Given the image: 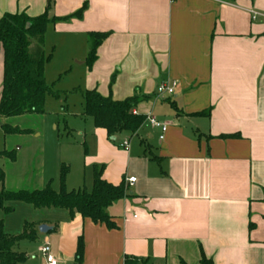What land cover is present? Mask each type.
I'll use <instances>...</instances> for the list:
<instances>
[{
  "label": "crops",
  "instance_id": "1",
  "mask_svg": "<svg viewBox=\"0 0 264 264\" xmlns=\"http://www.w3.org/2000/svg\"><path fill=\"white\" fill-rule=\"evenodd\" d=\"M47 1L0 0V17L40 16ZM83 6L80 19L48 26L44 48L55 36L62 72L78 63L80 89L136 96L145 121L130 138L115 136L117 148L94 127L92 171L102 167L112 185L124 180L126 196L107 208L113 229L49 212L50 255L74 264L81 236V264H201V255L264 264V0H53L48 15ZM92 32L108 36L88 67ZM1 82L0 55V92ZM161 83H174L173 93L158 96ZM149 115L166 125L162 140Z\"/></svg>",
  "mask_w": 264,
  "mask_h": 264
},
{
  "label": "trees",
  "instance_id": "2",
  "mask_svg": "<svg viewBox=\"0 0 264 264\" xmlns=\"http://www.w3.org/2000/svg\"><path fill=\"white\" fill-rule=\"evenodd\" d=\"M53 0L47 1L44 14L30 18L25 14H4L0 17V55L2 56V82L0 92V119L8 120L23 115H43V106L50 92L45 81L44 66L50 61L51 55L44 52V36L49 25L70 18L80 19L85 6L75 13L63 17H49ZM264 36V33L262 34ZM108 33L92 32L88 35V49L85 63L91 67L96 60V50ZM113 77L111 78V82ZM83 116L90 117L96 129L104 130L110 141L120 134L128 138L133 136L145 121L143 115L134 113L138 101L136 96L117 101L110 95L101 96L95 90L83 91ZM3 138L9 135L26 133L16 126L6 123L0 125ZM236 135H222L221 138ZM0 158L9 162L16 161V151L4 148ZM65 171L59 175V189L53 190L50 184L33 190L8 191L3 187L4 174L0 169V212L7 214L13 211L8 204L21 202L31 205L34 209H62L68 212L70 218L75 215L89 219L94 224H102L108 229L115 228L107 208L126 196V185L122 180L118 185H112L102 179V167L94 168L92 185L86 189L68 191L64 184ZM33 233L24 230L19 235H8L3 230V220L0 219V264H21L24 253L13 251L23 239H32ZM83 238L77 239L74 264H81L83 257ZM201 264H212L203 255ZM184 264V263H183Z\"/></svg>",
  "mask_w": 264,
  "mask_h": 264
},
{
  "label": "rangeland",
  "instance_id": "3",
  "mask_svg": "<svg viewBox=\"0 0 264 264\" xmlns=\"http://www.w3.org/2000/svg\"><path fill=\"white\" fill-rule=\"evenodd\" d=\"M55 39V36L48 35V44L44 48L46 56H52L44 66L45 81L50 90L43 106L44 114H26L1 120V123L27 131L9 135L3 142L0 128V151L4 148L16 151L15 162L0 158L3 187L8 191L39 189L48 183L58 191L62 169L68 191L83 188L89 191L92 185V159L99 152L93 136V121L90 117L82 116L83 90L79 88L80 76L75 67L78 63L74 60L72 72H62L66 67L64 53L50 47ZM121 139L118 137L111 141L114 148L119 146ZM8 206L13 209L12 212H0L4 232L11 236L19 235L24 230L33 233L32 239H23L13 248V251L25 254L26 259L21 264H47L40 248L47 246L51 250L52 245L50 241H45L48 235L40 233L39 227L44 225L43 217L49 212L65 214L64 211H53L54 208L37 210L21 202Z\"/></svg>",
  "mask_w": 264,
  "mask_h": 264
},
{
  "label": "built area",
  "instance_id": "4",
  "mask_svg": "<svg viewBox=\"0 0 264 264\" xmlns=\"http://www.w3.org/2000/svg\"><path fill=\"white\" fill-rule=\"evenodd\" d=\"M172 1V0H170ZM174 83H172L171 85H168L167 83H161L158 85L157 89H156V94L158 96H165V95H171L173 93V88H174ZM146 120L149 122V124L160 131L161 135L159 136V140L163 139V134L166 131V125L163 123L158 122L155 118H153L152 116H147ZM120 147L122 148H126L127 147V143L124 142L120 145ZM128 183H133L135 181V178H128L126 180ZM40 253L46 257V263L47 264H57V261L54 259V257H52L50 255V250L47 246H44L42 248H40Z\"/></svg>",
  "mask_w": 264,
  "mask_h": 264
},
{
  "label": "water",
  "instance_id": "5",
  "mask_svg": "<svg viewBox=\"0 0 264 264\" xmlns=\"http://www.w3.org/2000/svg\"><path fill=\"white\" fill-rule=\"evenodd\" d=\"M50 229H51V228H49V227H47V226H45V225H42V226L39 227V232L45 234V233H46L47 231H49Z\"/></svg>",
  "mask_w": 264,
  "mask_h": 264
}]
</instances>
